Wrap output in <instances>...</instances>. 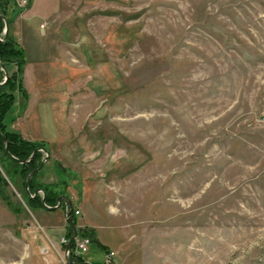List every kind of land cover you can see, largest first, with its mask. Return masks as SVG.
Here are the masks:
<instances>
[{
    "label": "rangeland",
    "instance_id": "1",
    "mask_svg": "<svg viewBox=\"0 0 264 264\" xmlns=\"http://www.w3.org/2000/svg\"><path fill=\"white\" fill-rule=\"evenodd\" d=\"M28 2L0 11V139L33 146L0 147V264H264V0Z\"/></svg>",
    "mask_w": 264,
    "mask_h": 264
},
{
    "label": "trees",
    "instance_id": "2",
    "mask_svg": "<svg viewBox=\"0 0 264 264\" xmlns=\"http://www.w3.org/2000/svg\"><path fill=\"white\" fill-rule=\"evenodd\" d=\"M9 3H10V0H0V11L4 15H6V11H7L6 9H7V6L9 5ZM2 26H3V19L0 16V31L2 30ZM18 57H19V60L20 59L21 60L18 62L17 66L22 67V61H23L22 50L18 46H16L14 40L7 38L5 41L0 42V59L3 63V65H5V67L8 69V71L10 69L11 59L18 58ZM21 67H18V69H17L18 73L20 72L19 68H21ZM0 75H1V71H0ZM15 76H16L15 72L9 71V77H8L7 83L5 85V87H8V89H6L4 86H3V88L0 87V110L3 109L4 107H6L7 102L11 103V98H12L13 93L9 92V90H11L13 85H15ZM14 136H18V134L16 133ZM5 137H6V140L8 141L9 151L19 158H25L33 150V146L31 143L26 142V141H22L19 139L15 140V138H12V136H10V133L5 135ZM0 147L3 148V141L1 139H0ZM36 159H37V155L34 156L33 163H32V161H30V164H28L30 166V169L31 168L33 169L36 167V165H37V163L35 162ZM30 169H29V171H30ZM51 195L52 194H49V196L46 197V202L48 204L53 205L57 201V196H51ZM37 200L40 201V198H38ZM73 221H74V219H73ZM68 234H67L68 236H70L72 234L71 228H70ZM92 241H96V240L93 239Z\"/></svg>",
    "mask_w": 264,
    "mask_h": 264
},
{
    "label": "crops",
    "instance_id": "3",
    "mask_svg": "<svg viewBox=\"0 0 264 264\" xmlns=\"http://www.w3.org/2000/svg\"><path fill=\"white\" fill-rule=\"evenodd\" d=\"M34 1L35 0H29L28 4L30 5L29 9H28V13L30 12V16H34V15H37V11L34 10L33 8V5H34ZM26 19L24 18V21ZM25 23V22H24ZM28 63L25 65L24 67V73H23V78L25 79L26 76H27V71L28 70ZM68 203V202H67ZM99 241V240H98ZM100 243H98L99 245L96 244V247H97V252H89L87 255L84 256V259L85 261L87 262V264H98V260L102 259V255H103V252L105 251V249L102 247L104 246L105 244L102 242V241H99ZM106 246V245H105Z\"/></svg>",
    "mask_w": 264,
    "mask_h": 264
},
{
    "label": "water",
    "instance_id": "4",
    "mask_svg": "<svg viewBox=\"0 0 264 264\" xmlns=\"http://www.w3.org/2000/svg\"><path fill=\"white\" fill-rule=\"evenodd\" d=\"M1 15V14H0ZM2 19H3V21H4V30H3V37L0 39V41H3V40H5L6 39V37H7V31H8V23H7V21L2 17ZM1 65V67H2V70H3V72H4V80H6L7 79V77H8V73H7V71H6V69H5V67L2 65V64H0ZM0 84H2V83H0ZM2 138V140L4 141V146H5V150L7 151V141H6V139L2 136L1 137ZM32 155H33V153H32ZM31 155V156H32ZM30 156V157H31ZM30 159V158H29ZM28 159V160H29ZM19 162H21V163H25V162H27V160H19ZM38 170V168L37 169H35L33 172H31V174L30 175H32L35 171H37ZM60 198H58V200H59ZM44 201V199L42 198V202ZM69 213V211L67 212V214ZM71 225H72V228H73V235L71 236V238H70V240H69V242L67 243V246H66V252L67 251H69V248H70V246H71V243H72V241L75 239V237L77 236V230H76V227L74 226V224L73 223H71ZM104 249L106 248L105 246H102Z\"/></svg>",
    "mask_w": 264,
    "mask_h": 264
},
{
    "label": "built area",
    "instance_id": "5",
    "mask_svg": "<svg viewBox=\"0 0 264 264\" xmlns=\"http://www.w3.org/2000/svg\"><path fill=\"white\" fill-rule=\"evenodd\" d=\"M76 213H78V210L75 211ZM90 242L89 238H85V239H77L75 238V248H76V253H83L84 251H86L87 249V245Z\"/></svg>",
    "mask_w": 264,
    "mask_h": 264
}]
</instances>
